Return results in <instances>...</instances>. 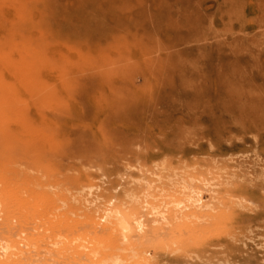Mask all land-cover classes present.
I'll return each mask as SVG.
<instances>
[{
    "label": "rangeland",
    "instance_id": "374dc122",
    "mask_svg": "<svg viewBox=\"0 0 264 264\" xmlns=\"http://www.w3.org/2000/svg\"><path fill=\"white\" fill-rule=\"evenodd\" d=\"M39 1L33 24L46 41L31 48L15 33L13 0H0V242L50 240L47 225L89 208L108 222L145 199L174 212L185 186L206 205L187 218L191 232L180 220L127 240L81 231L65 241L98 264H264V0ZM74 26L96 39L86 54L113 40L138 67L100 79L72 65L66 77ZM145 29L163 45L156 78L141 68ZM31 244L3 243L0 264H89Z\"/></svg>",
    "mask_w": 264,
    "mask_h": 264
},
{
    "label": "bare ground",
    "instance_id": "6f19581e",
    "mask_svg": "<svg viewBox=\"0 0 264 264\" xmlns=\"http://www.w3.org/2000/svg\"><path fill=\"white\" fill-rule=\"evenodd\" d=\"M37 5H40L39 0H30L29 2L26 0H13V6L10 9L12 20L17 22V25H15V33H17L18 39L23 40L31 48H35L36 45L45 43L46 41L41 37L45 36L42 27L33 24V10L38 8ZM52 11L53 9L50 10L49 7L43 9L41 11L45 16L43 19L46 18L49 20V18L53 17L54 15L51 14ZM97 16L96 13L93 14V17ZM56 17L62 18V14H59L58 10ZM72 30L74 31H72L70 39H66L62 42V45L66 46L64 55L65 68L63 70V74L65 73L66 77L68 75L67 70L72 65H76V67H84L81 72H83L85 77L94 75L100 79L126 77L138 67V65L136 66L132 61V55H130L132 49H127L123 52L119 51L112 43L113 40L108 42H110L114 50L103 52L96 50L94 53L86 54L83 48V42L90 40L91 43H95L96 39H94L91 32L88 30L83 31V28L81 27L74 26ZM143 31L146 34H141L137 39L138 49L140 50L142 57L146 59V62L141 68L150 74H154L156 78L157 73H154V71L157 64L161 61L159 52L163 45L157 41V37H155L149 29ZM29 55L36 57V52H29ZM85 57L86 59H84ZM68 83L67 86H72L71 82ZM109 88L110 91L113 92L121 91L118 85H109ZM128 88L131 89L130 87ZM128 88H122L126 92L121 95H126L131 92ZM133 94L130 96H137L136 91H134ZM128 172L131 174L132 170H129ZM177 194L176 202H174V212L170 211L167 207L160 209L158 206H155L151 200L145 199L140 204L141 211L138 209L135 210L131 207L129 208V212H119L115 221L110 222L107 221L105 215H98L96 213L97 211L93 208H89V211L84 212L82 214V217L84 218L82 219L72 220L64 213V216L66 217L64 221H56L46 226V230H50L52 233V235H49L52 239L47 240L45 234L30 232L26 234L24 238L19 240L11 236L6 238L3 237L5 241L2 243L0 242V247L3 246V243L17 247L16 244L25 240L32 244H41L43 241V249L47 253H51L55 249H64L65 247L71 248L74 249V253L84 256L89 264H98L100 263V260L97 258L96 253L93 250L87 252L79 250L78 247L80 244L75 243L70 246L68 242L65 241L66 237L82 231L83 233H91L94 237L106 234L110 239H115L120 236L123 240H127L131 236L143 234L145 232L147 233L148 231L151 233H158L165 225L167 226L173 221L176 223L180 220L184 222L185 229L191 232L193 229L185 223L187 218L190 219V217L196 216L198 211L202 210L206 205L203 204L200 195L191 188L180 186V190L177 191ZM80 209H83L81 205ZM68 210L69 211L67 212H71L70 209ZM148 226L150 229L147 230ZM37 227L38 226L32 227V229L34 228L35 230Z\"/></svg>",
    "mask_w": 264,
    "mask_h": 264
}]
</instances>
